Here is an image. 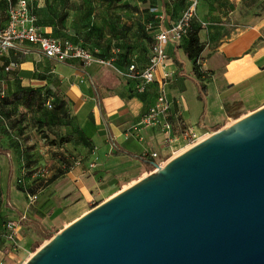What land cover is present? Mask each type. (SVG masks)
Listing matches in <instances>:
<instances>
[{
	"label": "crops",
	"instance_id": "obj_1",
	"mask_svg": "<svg viewBox=\"0 0 264 264\" xmlns=\"http://www.w3.org/2000/svg\"><path fill=\"white\" fill-rule=\"evenodd\" d=\"M18 1L13 0L14 7ZM29 2L45 35L92 49L98 58L133 52L131 63L141 69L148 65L155 36L175 25L187 7V0ZM9 9L10 3L0 0V29L8 24ZM120 13L125 14L121 19ZM136 16L139 30L135 35L128 26H133ZM194 28L201 29L200 40L205 44L200 61L207 77L204 91L186 55V41L167 46V61L143 94L122 77L127 68L122 63H114L115 71L98 64L84 67L76 60L59 63L28 45L0 55V104L6 97L3 111L8 116V132L0 125V264L14 262L12 244L4 236L7 222L20 223L18 246L26 249L42 239L38 224L58 232L72 214L96 207H91L95 199H110L120 187L125 189L148 175L139 157L162 165L184 151V131L210 134L264 107V0H200ZM12 64L17 67L7 72ZM165 73L170 74L168 79ZM22 89L58 94L67 102L68 117L52 122L44 115L46 109L26 110L18 99ZM161 89L169 102L167 121L174 139L170 142L160 126L136 127L156 104ZM53 100L50 96L48 103ZM44 119L49 120L55 138L62 136V128L68 130L66 134H80L77 143L49 147L50 171H42L36 161L19 158L23 150L37 152L33 143ZM61 122L70 126L58 125ZM33 124L38 125L36 130H31ZM114 144L137 158L117 156ZM74 153L79 155V166L73 164ZM154 154L158 157L153 158ZM65 162L70 163V170L47 185L60 169H66Z\"/></svg>",
	"mask_w": 264,
	"mask_h": 264
},
{
	"label": "water",
	"instance_id": "obj_2",
	"mask_svg": "<svg viewBox=\"0 0 264 264\" xmlns=\"http://www.w3.org/2000/svg\"><path fill=\"white\" fill-rule=\"evenodd\" d=\"M25 264H264V107L155 164Z\"/></svg>",
	"mask_w": 264,
	"mask_h": 264
},
{
	"label": "built area",
	"instance_id": "obj_3",
	"mask_svg": "<svg viewBox=\"0 0 264 264\" xmlns=\"http://www.w3.org/2000/svg\"><path fill=\"white\" fill-rule=\"evenodd\" d=\"M6 1L10 3L9 20L7 26L0 29V55L15 49L17 46L28 45L40 51L47 58L59 63L76 60L80 61L84 67H91L95 64L113 66L110 61L98 58L86 49L74 46L69 41H62L45 35L36 25L37 19L32 14L29 0H19L17 7L13 6V0ZM199 5L200 0H187V7L177 23L170 28L160 30L155 36L148 65L145 68L141 69L136 62H132L121 72L122 77L134 83L135 91L138 94L145 93L147 88L155 82L159 69L164 67L167 61V46L178 44L188 37L192 22L198 15ZM11 67H17V64L7 67L6 71L9 72ZM169 77L170 74L165 73V79ZM48 107L51 108L50 102L48 103ZM168 111L169 102L164 89H161L156 99V104L143 116L136 127L149 128L160 126L161 132L167 136V140L170 142L174 139L171 138L172 126L167 121ZM207 134L210 135L211 133ZM183 136L187 141V145L199 142L200 136L193 130L184 131ZM157 157V154L153 155V158ZM80 164L79 160H75V166H79ZM36 199L37 197L33 198V200ZM19 226L20 223L16 221H9L5 224V239L13 247L18 245Z\"/></svg>",
	"mask_w": 264,
	"mask_h": 264
},
{
	"label": "trees",
	"instance_id": "obj_4",
	"mask_svg": "<svg viewBox=\"0 0 264 264\" xmlns=\"http://www.w3.org/2000/svg\"><path fill=\"white\" fill-rule=\"evenodd\" d=\"M103 1L104 2H112V3H115V2L120 3L122 0H103ZM30 8H31V6H30ZM51 14H52V12H51ZM34 16L36 17V15H34ZM36 19H37L36 25L39 27L38 18L36 17ZM200 31H201L200 28L191 29L188 37L184 41L188 42V44H189L187 49H186V55H187L188 59L191 60L194 64V74H195L196 78L202 83L201 87H202V90L204 91L206 89V86L204 85L203 82L207 77H203L199 61L202 60V54L205 50V44H203L200 40V36H199ZM62 41H67V40H62ZM50 96H52L54 98V100H53L54 106L51 105V108H54L53 113L50 116L51 121L53 122V119L57 118L59 116H61L63 118H67L68 117L67 102L64 101L63 99H59L58 94L53 95L47 91L42 92L40 89H22L19 91L18 99L21 102V105L26 110L42 111L43 109H46L45 108L46 103L48 106V100L50 99ZM5 98L6 97H3L1 99L2 105L0 104V121L7 124L8 116L3 111V105L5 102ZM226 108L228 109L229 107H226ZM58 125L66 126V127L70 126L69 123H62V122L59 123ZM40 126L43 129V125H40ZM44 127H45V125H44ZM212 132H215V131H211V133ZM41 136L44 140L49 141V137L45 133H42ZM66 136H68V135H66ZM69 138H71V135H69L68 138H66V140L63 143H61L59 146H63V145L71 143V141H70L71 139H69ZM50 144H52L53 146L58 145V143L56 141H51ZM114 147L117 149V153H116L117 156L124 155V156H129L132 158H137L136 156L129 154L125 150L120 149L115 144H114ZM73 158H74L73 164L75 165V160H78V159H76L75 156ZM139 160H141V162L143 164H145L148 172H153L155 170V164L156 163L150 162L147 158H144V157H139ZM64 165H65L66 169H60L58 171V173L48 181L47 185L53 184L56 180L61 178L67 171L70 170L71 165L69 162H65ZM37 228H38V231H39V233L42 236V239L44 241H49L53 237V235L55 233H57V232H53V231H51V232L47 231L41 224H38ZM37 248L34 249V252L36 251Z\"/></svg>",
	"mask_w": 264,
	"mask_h": 264
},
{
	"label": "rangeland",
	"instance_id": "obj_5",
	"mask_svg": "<svg viewBox=\"0 0 264 264\" xmlns=\"http://www.w3.org/2000/svg\"><path fill=\"white\" fill-rule=\"evenodd\" d=\"M124 9V7H120V10H123ZM119 15V19H121V16L120 15H125V14H118ZM125 19H126V16H125ZM137 19H138V17L136 16L135 17V22H133V26L132 27H130V26H128V28L129 29H132V30H134L135 31V35L137 34V32H138V30H139V26H138V24H137ZM122 21H125L124 19L122 20ZM143 27V26H142ZM121 29V28H120ZM143 31H145L144 30V27H143V29H142ZM147 31V30H146ZM146 31H145V33H146ZM149 32V31H148ZM74 45V44H73ZM74 46H77V45H74ZM83 48V47H82ZM84 49H86L87 51H89L90 53H94L93 52V50L92 49H89V48H84ZM132 55H133V52L132 53H129V52H123V54H120V55H118V54H112L111 56H108V57H106V58H102V59H104V60H106V61H110L111 63H112V65H114V63H122L123 64V66H128L130 63H131V61L134 59V57H132ZM134 56V55H133ZM102 67H106V68H110V69H112V70H114V66H102ZM115 71V70H114ZM5 104H6V102H4ZM47 104V103H46ZM51 105L52 106H54V102L53 101H51ZM53 109L54 108H49L48 106H47V108H46V111L44 112V115H48V116H51L52 115V113H53ZM50 120H51V118H50ZM44 121H45V123L43 122V123H40V125H43V129H42V127L41 126H39V127H37L38 125H36V124H33L32 125V129L31 130H36L35 128L37 127L38 129L36 130V132H38V134H39V137H38V139L36 140L35 139V141H34V143H33V147L35 148V150L37 151L35 154H29L28 152H26L25 150H23V152H21L20 153V155H19V158H20V160L21 161H30V160H32V161H36L37 163H39V164H41L42 166L41 167H43V169L44 170H42V171H50V169H51V163H48V157H49V155H50V152H51V148H49V147H52L53 145L52 144H50L51 143V141H56L57 143H58V145L57 146H55V147H58L61 143H63L65 140H66V138H68V136H69V134H66L67 132L66 131H68V130H64L63 128L61 129V135L62 136H60V134L58 135V136H56V138H55V135L56 134H54L53 133V129L52 128H50L49 127V124H48V122L47 121H49L48 119H44ZM3 124V129H4V131L6 132H8V129L6 128V126L4 125L5 123H3V122H1L0 121V125H2ZM12 123H9V129L11 130H14V128L12 127V125H11ZM44 125H45V127H44ZM58 129V128H57ZM42 133H45L48 137H49V141H46V140H44L43 138H42V136H41V134ZM65 135V136H64ZM66 135H68V136H66ZM201 135H206L207 136V133L205 132V133H203V134H201ZM200 136V135H199ZM205 136H203L202 138H204ZM208 137V136H207ZM79 138H80V134H77V135H71V138H69V139H71L70 141L72 142V143H77L78 141H79ZM197 143H199V142H197ZM197 143H195V144H190V145H186V147L184 148V151H185V149L186 150H188V149H190L191 147H193L194 145H196ZM180 153H182L181 151H179V152H176V155H173V157L171 158V159H173L174 157H176V156H178V154H180ZM75 154V153H74ZM75 156V158L76 159H78V157H79V155L78 154H75L74 155ZM170 159V160H171ZM168 161H166L165 163H167ZM164 163V164H165ZM164 164H162V165H164ZM151 173V172H150ZM150 173H148V174H150ZM142 178V177H141ZM123 189H122V187H120L119 188V191H122ZM117 193H119L118 191H117ZM110 196H105V197H103V198H98V199H95L93 202H92V206L91 207H94L95 205L96 206H98L99 204H100V202L101 201H103V200H105V199H108ZM103 202H105V201H103ZM102 203V202H101ZM91 205V204H90ZM95 208V207H94ZM87 210H89L88 208H86L85 209V211H81V213H79V214H72L71 215V219L69 220V221H66L65 223H63L62 224V228L64 229V227H66V226H68L69 224H71L72 222H74V220L75 219H78V218H80V214H86L87 212ZM89 212V211H88ZM74 217H76L75 219H72V218H74ZM4 225V224H3ZM61 231V230H60ZM59 232V231H58ZM57 232V233H58ZM2 239V238H1ZM0 241H2V240H0ZM46 242L47 241H44L43 239H39V238H37V240H35V242H33L32 244H29L28 246H27V248L25 249H23L21 246H12V248H11V250H12V252H14V262L12 263V264H25L34 254H35V252L36 251H38L44 244H46ZM38 247V248H37ZM35 248H37L36 249V251L34 252V249Z\"/></svg>",
	"mask_w": 264,
	"mask_h": 264
},
{
	"label": "bare ground",
	"instance_id": "obj_6",
	"mask_svg": "<svg viewBox=\"0 0 264 264\" xmlns=\"http://www.w3.org/2000/svg\"><path fill=\"white\" fill-rule=\"evenodd\" d=\"M203 136H205V137L202 138ZM207 136L210 137V135H208V134H207ZM207 136H206V135H200V137H199V142H202V141H204L205 139H207V138H208ZM185 151H186V150H185ZM185 151H183V152H185ZM183 152H182V153H183ZM180 154H181V153H180ZM180 154H178V155H180ZM125 189H126V188H125Z\"/></svg>",
	"mask_w": 264,
	"mask_h": 264
}]
</instances>
